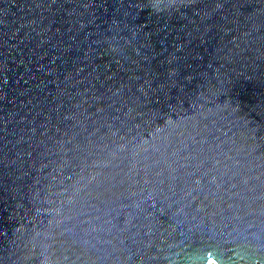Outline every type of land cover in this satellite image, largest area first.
<instances>
[{"label": "water", "instance_id": "1", "mask_svg": "<svg viewBox=\"0 0 264 264\" xmlns=\"http://www.w3.org/2000/svg\"><path fill=\"white\" fill-rule=\"evenodd\" d=\"M0 264H264V0H0Z\"/></svg>", "mask_w": 264, "mask_h": 264}]
</instances>
